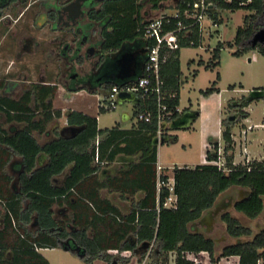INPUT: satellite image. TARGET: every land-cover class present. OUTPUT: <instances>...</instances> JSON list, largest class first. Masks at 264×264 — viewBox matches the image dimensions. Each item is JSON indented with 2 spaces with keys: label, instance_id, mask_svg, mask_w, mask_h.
Returning <instances> with one entry per match:
<instances>
[{
  "label": "trees",
  "instance_id": "16d2710c",
  "mask_svg": "<svg viewBox=\"0 0 264 264\" xmlns=\"http://www.w3.org/2000/svg\"><path fill=\"white\" fill-rule=\"evenodd\" d=\"M35 5L43 0H34ZM167 0H105L98 12L91 17L104 21L106 25L102 31V48L109 52L114 59L121 51L141 49L148 42L145 37V26L148 22L145 14L150 9L161 8ZM195 0H174L175 7L180 10L178 17H173L170 23L165 24V30H175L178 22L182 21L186 28L178 32L180 47L166 51V61L161 66V77L164 80L166 93L165 103L176 119L182 111L180 106L181 89V61L180 53L184 47H197L202 42L199 24L194 19L185 16L189 3ZM214 3L211 15L218 22L221 20V10H238L241 8L251 11L244 17L243 25L237 30L234 44L236 56L249 50H258L264 55V44L253 45L255 34L264 27V0H208ZM29 1L23 2L20 7L14 6L5 10L15 11L17 17L19 9L25 8ZM19 8V9H18ZM16 11H18L16 13ZM10 13V12H9ZM224 44L218 43L213 51V61L210 66L219 65L220 53ZM146 59L144 55L142 64ZM115 73V71H111ZM109 74H112V73ZM142 73L140 68L137 76ZM108 74V75H109ZM134 78L120 80L109 78L107 88L112 85H121L124 82L135 81ZM208 90L206 93L213 91ZM264 91V87L255 88ZM264 99V95H263ZM252 99L242 98L238 103L240 112L239 121L247 118L249 113L244 110ZM236 106V104H235ZM151 109L156 112L155 101L138 100L135 115L140 111ZM184 111V110H183ZM236 120L223 119V152L224 166L219 164H200L191 167H174V189L178 196L176 208H166L163 202L169 194L166 186L159 190V200L156 198L157 176V138L158 125L156 120L146 122L138 120V129L102 130L98 128V120L80 111H70L68 122L79 131L72 137H60L44 148L29 130L18 132L8 138L13 152L22 159L21 172L18 179V190L10 194L0 191V264H51L38 250L46 247L68 248L76 253L87 264H94L96 259H103L109 263L123 260L120 254L127 249L139 251V260L146 257L151 248L152 260L149 264H167L170 253L176 252L175 264H202L185 256L186 252L198 254L207 251L213 263H218L222 257L239 255V264H258L264 257V229L258 232L251 240L236 241L225 245L220 253L216 251L215 240L198 231H191L190 223L198 220L203 213L212 208L218 196L229 187L237 185L249 189V194L235 204L237 211L243 212L250 218H256L264 211V160H253L245 164H234L235 141L233 129ZM105 133V138L99 137ZM142 135L143 141L137 143L134 136ZM169 141H176L177 135L165 136ZM146 150L145 160L154 168L153 189L148 191L149 196L137 204L129 216L120 215L115 209L99 208L80 191L79 185L93 177L99 164L104 162V155L114 159L119 152L133 151L131 145ZM218 141L210 140L206 157L209 161H218L220 154ZM45 151L49 155V163L37 167L39 154ZM98 160L96 162V155ZM70 165L73 167L63 186L52 183L54 176L63 173ZM164 180L168 179L163 175ZM153 196V201L150 198ZM80 201L95 206V214L100 218L110 219V226L118 236L119 250L117 255L111 254L100 242L89 235V226L77 222L74 216L57 219L54 216V207L67 213L72 205ZM160 203V206L158 205ZM227 231L230 236L240 238L251 235V228L244 226L241 221L230 212L223 215ZM68 240L74 241L68 244ZM148 246L145 247L144 245ZM75 247L80 249L78 254Z\"/></svg>",
  "mask_w": 264,
  "mask_h": 264
},
{
  "label": "crops",
  "instance_id": "0c3cea01",
  "mask_svg": "<svg viewBox=\"0 0 264 264\" xmlns=\"http://www.w3.org/2000/svg\"><path fill=\"white\" fill-rule=\"evenodd\" d=\"M38 11L37 12L40 13L41 8H39ZM15 19L16 17L14 16L12 19L8 20L0 19V191L5 195L17 191L19 186L17 177L21 172L22 159L13 152L8 142V138H12L18 132L24 130L31 131L41 147L44 148L60 137H72L79 131V127L68 122L69 112L74 110L96 117L98 120V128L102 130H109L112 128L138 129L139 126V122L135 115L138 99L135 101L129 98H119L118 95V105L125 101H131L133 102V111L131 112L128 109H124L120 114V121H116L117 125L113 127L107 126L105 128L101 127L100 117L98 115H92L89 111L80 107H68L66 104L58 103L62 102L58 100L59 95H62L65 91L73 94L71 97L67 98L68 101L72 100L75 94L88 91L92 94H96L97 104L101 112L116 109H111L107 106L110 92V88H107V83L98 86L80 85L76 89H69L67 86L68 72L65 69L66 62L71 61V59L73 61L75 58L74 65L79 68V70H82L81 67H84L86 70L85 72H87L91 70L94 61L92 65L87 68V63L84 58L80 57L79 60L76 61V57L63 54L62 48L64 42L57 39L58 31H41V33L44 32L45 35L42 36L40 33L37 36L38 40L35 41V43H40L39 46L36 45V49L33 52L24 50L23 44L27 41L24 38L25 33L22 30L23 25L17 24ZM104 25L105 21L101 23V26ZM101 26H99V29H102ZM16 28L19 33H15ZM145 47L143 48L146 51ZM108 56H110L107 58L108 62L111 63L110 70L115 71L116 60L114 56L110 54ZM91 57L96 60L95 56ZM105 57H107V55H105ZM104 58L102 60H104ZM140 68H142V62H140L138 72ZM101 74H104V71H101ZM132 95L134 96V94ZM259 99H263V96L253 99L252 101ZM250 105L251 103L247 107ZM187 109L188 108H184V111ZM247 111L249 116L242 121L246 126L240 132L241 137L244 131L246 132L245 135H247L248 131L254 128L249 123L251 122V112L249 110ZM100 113L99 115H101ZM236 126L237 125H235V127ZM262 126H264V123ZM169 134L177 135L176 132L172 133L171 130ZM105 135V133H100V139L101 137L104 139ZM134 137L137 143L143 141L142 135H136ZM233 138L235 141L234 164H245L253 160H264V149L257 150L251 148L253 140H248L244 138V136L238 139L235 130L233 131ZM178 140L179 137L177 135L176 141H168L164 144L176 143ZM137 143L133 142L131 145L133 151L119 152L114 159H108V153H105L104 162L99 164L98 170L94 173L93 177L85 179L79 185L80 191L85 197L92 200L99 208L115 209L120 215L127 217L137 204L144 202L149 196L148 191L150 192V189H153L154 168L145 160L146 150L143 147L138 148ZM154 144L157 145V179L159 173L158 165L163 166L164 174L171 176L173 174L172 168L164 166L160 160L161 145L155 143V140ZM223 146H221V156L218 161H209L206 157L204 164H219L221 167L224 166L225 158L222 155ZM238 151L240 152V156L238 155ZM98 154L99 153L96 155V162L98 160ZM48 163L49 155L45 151H42L37 159V167H43ZM72 167L73 165H70L63 173L54 176L52 179L53 185L58 187L63 186ZM193 167L195 166L191 168ZM155 186L156 198L159 200L158 185L155 184ZM248 194L249 189L246 187L237 185L229 187L218 196L212 208L206 210L198 220L190 223L189 226L191 231H198L213 238L216 243L217 253H220L222 248L227 244L236 241L251 240L258 232L264 229V211L260 216L250 218L243 212L235 209V204L247 197ZM150 201H153V196L150 198ZM93 207L96 209L95 206ZM93 207L87 202L80 201L72 205L67 213H61L60 207L56 205L54 207V216L57 219L63 218L65 215L68 217L74 216L77 222L88 224L89 235L96 238L100 242V245L106 248L109 253L117 255L118 253H116V251L119 250L118 236L115 229H112L110 226L111 220H104L97 216ZM226 212H230L233 216L238 218L244 226L251 228L252 234L243 235L240 238L230 236L227 231L226 223L223 220V215ZM49 248L55 249V247H46L38 250L42 252V250H49ZM151 252L150 248L146 257L140 261L139 251L127 249L120 254V256L125 258L121 261L116 260L114 264H120V262L127 263L132 260L134 256L138 259V264L141 262L149 264L151 261ZM201 252L202 253L199 255H201V257L204 256V264H220L224 259V264H230L233 261L234 264H239L240 261L239 255H231L222 257L218 263H211L212 261L210 260L211 258H209V253L207 251ZM171 253L173 254V252ZM44 256L50 262L49 257L47 255ZM99 261L105 260L96 259L94 264ZM173 261L175 263V257Z\"/></svg>",
  "mask_w": 264,
  "mask_h": 264
},
{
  "label": "rangeland",
  "instance_id": "374dc122",
  "mask_svg": "<svg viewBox=\"0 0 264 264\" xmlns=\"http://www.w3.org/2000/svg\"><path fill=\"white\" fill-rule=\"evenodd\" d=\"M164 7L162 9H150L149 6H146L145 9L148 10V13L145 14L146 18L150 19L159 16L163 11L174 12V0H167ZM20 11L21 9H19ZM7 12L14 16L15 11ZM35 12V8L30 9L24 19H31ZM250 12L245 8L221 10L222 22L218 33L213 36L205 33L202 42L197 47L191 46L181 49L182 75L179 107L182 111L184 108H188L185 111H199L200 116L190 128L171 130L172 133H177L178 142L160 144L161 163L166 167L172 168L173 173L176 166L192 167L204 164L210 140L218 141L223 146L224 127L222 121L230 116H235L233 120L237 119L235 123L237 126H234L233 131L235 130L238 139L244 136L248 140H253L251 148L264 149V126H262L264 123V99L254 100L249 107L244 108V110L251 112V122L249 123L254 128L249 130L247 135H245L246 132L244 131L242 137L240 132L246 125L242 123L243 120L239 121L240 112L237 107L242 98L248 100L253 97L255 88L264 87V55L258 50H249L240 56L234 54L238 49L234 44L237 30L243 25L246 14ZM205 22L206 25L210 23L207 19ZM219 42L224 44L220 53V63L218 66L212 67L210 65L213 61V51ZM109 57H105L102 63L104 65L102 69L104 73L111 68V63L107 59ZM82 58L85 59L87 68L95 61L91 56L83 55ZM71 83L76 85L75 80ZM213 87L215 88L213 91L206 93ZM262 92L264 95V91ZM71 95L73 94L67 91L62 95L60 94L58 100L62 102L58 103L66 104L68 107H80L89 111L92 115H98L100 117V125L103 128L117 125L116 121H120V114L124 109L133 111V102L131 101L120 103L115 110L101 112L97 104L96 94L82 91L75 94L70 102L67 98L71 97ZM238 155L240 156L239 151ZM41 253L49 257L51 264H87L76 253L60 247L45 249ZM174 257L176 258V252L171 253L168 264H175L173 261ZM209 258H211L210 254ZM198 259L204 260V256H198ZM138 262V259L134 256L129 262H120V264H138ZM224 262L225 259L220 264H224ZM95 264L113 263L99 261ZM230 264H234V261Z\"/></svg>",
  "mask_w": 264,
  "mask_h": 264
},
{
  "label": "flooded vegetation",
  "instance_id": "af4514ba",
  "mask_svg": "<svg viewBox=\"0 0 264 264\" xmlns=\"http://www.w3.org/2000/svg\"><path fill=\"white\" fill-rule=\"evenodd\" d=\"M29 0H0V19L8 20L13 16L6 13L5 10L14 6L20 7L23 2ZM105 0H43L41 4L35 5V1H29L25 8H22L18 16L15 19L17 24L23 25L24 38L26 43L23 44V49L28 52H33L36 49L35 43L37 36L41 31H58L57 39L62 40L63 54L72 55L76 57V61L80 57L95 56L96 60L91 68L85 72V68L81 67L79 70L74 65V60L66 62L65 69L68 72L67 86L69 89H76L80 85L93 86L102 85L108 82L109 78H116L113 76L116 74H109L111 70L101 74L104 67L102 65L105 55H109V52H105L102 48V31L101 26L103 21L93 19L92 14L100 10L101 4ZM78 6V7H77ZM35 8L36 12L31 19H24L26 13ZM41 8V12L38 13V9ZM38 11V12H37ZM35 20V22H34ZM20 22V23H19ZM34 22V23H33ZM33 23V24H32ZM99 26L102 29H99ZM15 33H19L18 29H15ZM45 35L44 32L41 33ZM38 48V47H37ZM142 49V48H141ZM144 49V48H143ZM146 51L140 56V62L143 61ZM72 57V58H73ZM95 68V69H94ZM109 74V75H107ZM73 80L76 81V85L72 84ZM23 86V85H22ZM21 95V94H20ZM61 212V211H60ZM63 213V212H61Z\"/></svg>",
  "mask_w": 264,
  "mask_h": 264
},
{
  "label": "built area",
  "instance_id": "2783aa9c",
  "mask_svg": "<svg viewBox=\"0 0 264 264\" xmlns=\"http://www.w3.org/2000/svg\"><path fill=\"white\" fill-rule=\"evenodd\" d=\"M164 5L159 8L162 9ZM214 3L208 0H195L189 3V7L185 10V16L194 19L195 23L199 24V31L202 39L205 33L213 36L219 32L220 22L214 19L211 15L213 12ZM165 8V7H164ZM167 9V8H166ZM180 10L175 7V11L170 13L163 11L159 16L148 19L145 26V37L147 40H153L154 43L148 42L146 45V59L142 64V73L140 76H135V81L124 82L121 85H112L109 98L108 108L115 109L118 105V95L122 92L134 94L136 99L143 101H155L156 112L151 109L140 111L136 117L137 120L152 122L156 120L158 125L157 138L160 140L162 137L167 136L170 130L167 128L172 122L173 117L171 111L165 103L166 93L164 91V80L161 77V66L166 61V51L164 49H177L180 47L178 32L186 25L182 21L178 22V27L175 30H165V24L170 23L173 17H178ZM210 23L206 25L205 20ZM134 78V77H133ZM180 111V107L178 108ZM97 158V157H96ZM158 179L157 185L160 190L161 187L166 186L169 189V194L166 196L163 206L166 208H176L178 203V196L174 189V173L164 180L162 176L163 166L158 165ZM160 206V203L158 204ZM198 254L186 252L185 256L188 259L194 260L197 263H203L202 259H198ZM140 264H145L141 262ZM258 264H264V257L258 260Z\"/></svg>",
  "mask_w": 264,
  "mask_h": 264
},
{
  "label": "water",
  "instance_id": "95a60500",
  "mask_svg": "<svg viewBox=\"0 0 264 264\" xmlns=\"http://www.w3.org/2000/svg\"><path fill=\"white\" fill-rule=\"evenodd\" d=\"M78 7V6H77ZM258 43L264 44V27L260 29L253 38V45H257ZM144 49H128L121 51V53L115 58L116 62V74L113 76H116L120 80H126L129 78H133L137 76L138 74V68L140 65V55L144 53ZM251 60V59H250ZM263 96V92L261 90H254L253 97L250 99H256ZM119 98H129L132 100H137L132 94L130 93H120ZM199 111H182V113L173 120V122L167 127L169 130H178V129H186L189 128L194 121L199 116ZM235 116H230L229 119L233 120ZM168 138L165 136L162 137L160 140L158 138L155 139V143L157 144H164L168 142ZM68 244H73L74 241L68 240ZM145 247L148 245L145 244ZM78 254L80 252V249L78 247H75ZM65 250H68V248H65Z\"/></svg>",
  "mask_w": 264,
  "mask_h": 264
}]
</instances>
